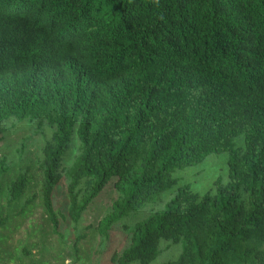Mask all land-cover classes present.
I'll list each match as a JSON object with an SVG mask.
<instances>
[{"label":"trees","instance_id":"1","mask_svg":"<svg viewBox=\"0 0 264 264\" xmlns=\"http://www.w3.org/2000/svg\"><path fill=\"white\" fill-rule=\"evenodd\" d=\"M12 119L52 129L39 199L53 232L59 218L78 232L114 179L97 226L106 239L128 213L174 195L112 264H148L161 241L182 243L162 264H264V0H0V135ZM73 136L79 154L64 169ZM220 153L226 183L176 187L172 173ZM62 178L66 216L52 202ZM28 184L27 172L13 179L10 200Z\"/></svg>","mask_w":264,"mask_h":264},{"label":"rangeland","instance_id":"2","mask_svg":"<svg viewBox=\"0 0 264 264\" xmlns=\"http://www.w3.org/2000/svg\"><path fill=\"white\" fill-rule=\"evenodd\" d=\"M52 129L45 122H18L8 120L3 124L0 135V217L7 222L0 228L1 264H112L111 257L129 246L130 231L133 226L154 212L160 211L173 197L174 191L165 192L160 201L142 209L128 213L114 224L108 238L98 233V223L110 211L117 198L114 179L93 200L86 209L78 232L73 231L67 220L59 218V228L53 232L52 225L45 217L39 199L41 148L49 140ZM69 152L63 160V168H69L79 154L78 140L72 137ZM227 155L212 154L198 165L177 170L170 177L177 180L178 186L188 185L193 192L206 193L220 179L227 182ZM27 172L29 184L18 201L9 198L10 182L19 174ZM31 200L23 214L21 208ZM54 209L66 216V180L62 178L52 196ZM65 221V222H64ZM85 237L73 247L76 236ZM23 247L30 249L25 256ZM182 243L160 242V254L148 264H162L178 258ZM139 264V263H131Z\"/></svg>","mask_w":264,"mask_h":264}]
</instances>
